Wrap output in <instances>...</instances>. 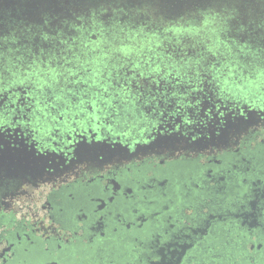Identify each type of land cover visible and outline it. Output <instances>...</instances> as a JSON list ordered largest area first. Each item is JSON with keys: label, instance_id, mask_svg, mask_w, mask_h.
I'll return each instance as SVG.
<instances>
[{"label": "rangeland", "instance_id": "rangeland-1", "mask_svg": "<svg viewBox=\"0 0 264 264\" xmlns=\"http://www.w3.org/2000/svg\"><path fill=\"white\" fill-rule=\"evenodd\" d=\"M172 2L0 0V24L4 32L0 59L5 69L14 67L17 73L12 75L6 71L3 88L0 89V101L8 113V121L4 128H0V148L3 150L0 156V209L14 210L16 205H26V200L38 190H46L80 169L96 168L151 151L144 143L147 133L137 129V125L150 115L145 111L151 106L149 99L157 103L155 97L163 93L154 91L153 96L148 97V85L139 83L144 79L140 73L147 64L158 62L162 55L180 51L187 54L185 63H207L206 74L227 73L222 79L237 81L232 85L236 94L230 101L222 100L221 103H230L234 108L243 110L241 106L247 107L252 102L247 101V90L242 91L245 85L257 94V99L264 93L261 87L264 83V43L255 29L249 32L244 24H240L238 5L233 2L223 4L219 11L210 7L208 12L203 11V16L199 15L201 22L198 19L195 25L188 26L191 13L188 17L184 14L175 16L173 11L183 13L186 6ZM246 11L260 21L264 18V0H251ZM185 34L202 42L209 39L212 47L184 49L179 39ZM201 53L211 62L202 59ZM64 69H70V76L78 73L71 82H61L65 93L75 92V99L59 112L52 108L51 123L46 125L45 138L40 139L39 133L32 132L33 124L28 119L31 113L20 103L24 100L26 104L30 96V92L25 90V77L31 72L34 81L43 71ZM165 84H160L161 89ZM97 85L99 91L95 90ZM102 103L107 123L100 118ZM157 106L163 111L169 102L162 99ZM19 108L24 111L17 114L15 110ZM60 112L64 115L61 116ZM263 118L257 114L240 132L254 127ZM65 124L76 129L70 133L73 137L70 148H74L82 137L87 141L107 135L112 141L111 152L93 165L74 163L78 159L75 151L65 148L67 155H64L56 147L57 136L54 133L62 137ZM137 132L143 133L140 144L135 140L131 144L126 143L132 136L140 139ZM49 137L51 139L46 143ZM207 138L213 137L205 135L192 143H201ZM64 145L61 140V147ZM53 157L58 158L54 161ZM61 159L64 163H60Z\"/></svg>", "mask_w": 264, "mask_h": 264}, {"label": "flooded vegetation", "instance_id": "flooded-vegetation-1", "mask_svg": "<svg viewBox=\"0 0 264 264\" xmlns=\"http://www.w3.org/2000/svg\"><path fill=\"white\" fill-rule=\"evenodd\" d=\"M212 139L80 169L0 209V264H161L160 248L165 264H264V202L251 195L264 189V118Z\"/></svg>", "mask_w": 264, "mask_h": 264}, {"label": "snow or ice", "instance_id": "snow-or-ice-1", "mask_svg": "<svg viewBox=\"0 0 264 264\" xmlns=\"http://www.w3.org/2000/svg\"><path fill=\"white\" fill-rule=\"evenodd\" d=\"M232 2L238 5L237 16L240 24H244L249 32L255 29L260 35L262 43H264V18L257 21L254 17L249 16L246 11V5L251 0H232ZM2 29L3 26L0 24V48L3 47L4 32ZM127 54L130 55V53ZM173 58L175 59L174 63ZM201 58L208 63L211 62L210 58L203 53H201ZM187 59V54L174 51L171 55H162L158 62L153 61L151 64H147L144 71L140 73L144 79L140 80L139 83L140 85H148V97H152L154 91L163 93L162 96L155 97L157 103H153V100L149 99L148 103L151 106L145 108V111L150 115L137 125V129H143L147 133V140H144V143L148 144L149 149L158 155L179 152L187 147L195 149L199 142L196 144L192 142L205 135H211L221 143H227L233 137L238 136L240 131L246 128L257 114L264 117V93L260 94L257 99V94L245 85L242 91L247 90V101H252L247 104V107L241 106L243 108L241 110V108H234L230 103H221L222 100L230 101L236 94L232 85L236 84L237 81L222 79V77L227 76L225 72H221L219 75L215 73L206 74L207 63L201 64L199 61L195 64L185 63ZM6 71L11 72L12 75L17 74L14 67L5 69L3 60L0 59V89L3 88ZM69 72L70 69L59 72L55 70L43 71L34 81L31 72L25 77V90L30 92V96L26 104L24 100H21L20 103L31 113L28 119L33 124L32 132L39 133L40 139L45 138L46 125L51 123L52 108H56L59 112L61 108L75 99V92L65 93L61 87L62 80L71 82L78 75V73H72L70 76ZM145 73L147 74L145 75ZM20 75L23 76V73ZM160 84H165L164 89H161ZM261 87L264 88V83L261 84ZM95 90L99 91V85L96 86ZM107 91L105 89V92ZM169 93H172L171 97ZM109 95L111 96L113 93H109ZM53 97L56 99L53 100ZM162 99L169 102V106L163 111L157 106ZM15 111L19 114L24 109L19 108ZM105 111V106L102 103L99 109L100 118L107 123V117L103 115ZM60 115L63 116L64 113L60 112ZM172 116H175V119H172ZM163 117H167V119ZM81 119L84 117L81 116ZM7 121L8 113L3 108V102L0 101V128H4ZM75 131L76 129L71 124H65L63 125L62 137L54 133L57 136L56 147L60 148L64 155H67L65 148L75 151L78 159L73 161L74 163L93 165L98 159L111 152L112 141L107 135L103 138L92 137L87 141H83L82 137L81 141H77L74 148H70L73 140L70 133ZM137 134L140 139L132 136L126 143L131 144L135 140L136 144H140L143 140V133L137 132ZM50 139L49 137L45 142L48 143ZM61 140L65 142L64 147H61ZM52 151L55 152V149ZM2 154L3 150L0 148V156ZM57 158L53 157V160L55 161ZM60 163H64L63 159L60 160ZM251 195L264 202V189L251 193ZM243 199H247V194ZM238 203V210H243V202ZM233 207H237V202L233 203ZM166 235V231H163V234L158 232L156 240L151 246L156 247ZM167 246L171 247L172 245L168 243ZM156 254L161 257V264H165L167 257L164 249L160 248Z\"/></svg>", "mask_w": 264, "mask_h": 264}, {"label": "trees", "instance_id": "trees-1", "mask_svg": "<svg viewBox=\"0 0 264 264\" xmlns=\"http://www.w3.org/2000/svg\"><path fill=\"white\" fill-rule=\"evenodd\" d=\"M180 2V5H184L186 6V8L184 9V12L181 13L178 10L173 11V13L175 14V16L177 15H181L183 16V14L185 15V17H188L189 14L191 13V16L189 18V22H187V25H195L198 22L199 19V15L203 16L202 13L203 11H209L212 7V10H218L219 11V6L223 5V4H227L230 5L232 4V0H173L172 4L178 3ZM206 9H204V8ZM202 9V10H201ZM193 10V11H191ZM215 11L210 12L211 15L212 13L214 14ZM194 13L197 15L198 18H196V16L194 15ZM210 13L207 14V16L210 15ZM200 21V19H199ZM201 22V21H200ZM190 35L185 34L184 37L180 38V44H182L181 46L184 49H210L213 43L208 39V42L204 41H200L197 38L192 39L189 37ZM195 40V41H194Z\"/></svg>", "mask_w": 264, "mask_h": 264}]
</instances>
